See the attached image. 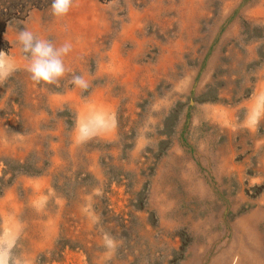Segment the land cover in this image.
Wrapping results in <instances>:
<instances>
[{"label":"rangeland","instance_id":"374dc122","mask_svg":"<svg viewBox=\"0 0 264 264\" xmlns=\"http://www.w3.org/2000/svg\"><path fill=\"white\" fill-rule=\"evenodd\" d=\"M51 3L0 0L17 62L0 83V247L19 264H264V0ZM23 28L71 44L59 86L31 79ZM92 111L117 126L77 143Z\"/></svg>","mask_w":264,"mask_h":264},{"label":"clouds","instance_id":"9594fccd","mask_svg":"<svg viewBox=\"0 0 264 264\" xmlns=\"http://www.w3.org/2000/svg\"><path fill=\"white\" fill-rule=\"evenodd\" d=\"M75 0H52L51 11L56 17L66 16ZM16 39L23 59L26 60V70L31 79L37 84L59 86L65 77L67 69L63 57L71 51V44L64 43L57 47L50 40L40 39L27 28L18 29ZM17 70L16 58L9 53L0 50V83L7 81ZM71 83L76 87L87 90L88 82L80 75H74ZM117 126L114 114L103 111H92L87 117L78 119L75 126V139L77 143L86 142L93 137L113 131ZM108 246H114L112 238H107ZM19 264L13 260L10 246L0 247V264Z\"/></svg>","mask_w":264,"mask_h":264}]
</instances>
